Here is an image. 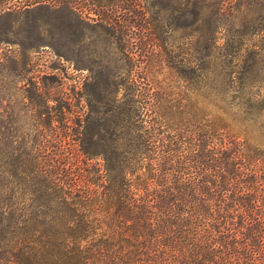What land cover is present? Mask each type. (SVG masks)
I'll return each instance as SVG.
<instances>
[{
    "label": "rangeland",
    "instance_id": "rangeland-1",
    "mask_svg": "<svg viewBox=\"0 0 264 264\" xmlns=\"http://www.w3.org/2000/svg\"><path fill=\"white\" fill-rule=\"evenodd\" d=\"M223 70L247 79L222 84ZM222 87L264 107V0H0V181L29 186L16 170L34 155L120 165L136 140L189 137L240 102L220 103ZM256 122L263 141L264 112Z\"/></svg>",
    "mask_w": 264,
    "mask_h": 264
},
{
    "label": "trees",
    "instance_id": "trees-1",
    "mask_svg": "<svg viewBox=\"0 0 264 264\" xmlns=\"http://www.w3.org/2000/svg\"><path fill=\"white\" fill-rule=\"evenodd\" d=\"M215 96L241 100L217 106L218 118L203 117L189 137L134 141L120 165L82 148L68 167L30 157L16 170L29 186L15 194L0 181V264H264V140L255 137L264 107L245 89Z\"/></svg>",
    "mask_w": 264,
    "mask_h": 264
}]
</instances>
